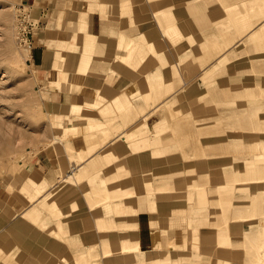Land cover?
Here are the masks:
<instances>
[{"label": "rangeland", "instance_id": "rangeland-1", "mask_svg": "<svg viewBox=\"0 0 264 264\" xmlns=\"http://www.w3.org/2000/svg\"><path fill=\"white\" fill-rule=\"evenodd\" d=\"M131 1L125 0L124 9L127 12L121 13V8L123 7L120 4L122 0H109L107 3L102 2V0H0V264H52L48 261L49 259L53 261L62 255L66 256L68 260L65 264H70L69 261L74 260L71 255H74L77 249H85L89 243L96 244L95 249L97 253L99 252L96 257L98 261L100 260V264H115V262L116 264H120L118 262H123L118 257H115L117 254L103 257L100 251L101 246L99 248V242H101V238L98 232L99 228L96 216L101 214L100 208L104 204L92 202L84 190V188L88 187V183L85 182L93 177H85L82 185L76 182L73 183V180L65 181L63 179L65 174L72 173L80 164L76 163V160L70 155L74 151L75 146H71L70 138L72 134L67 130V126H71L78 121L72 119V116L68 112L77 114L78 112H82L83 109L89 110L94 107L93 102L88 100L92 99L90 96L99 98V95L85 94L83 100L80 99L82 102L71 105L74 99L73 94L75 98L81 96L82 90L80 85L82 83L94 86L99 85L91 84L89 79L85 77V74L78 73L79 71H83L80 68L81 62L88 64L92 56L88 61H80V59L84 55H91L94 51L92 47L88 49L84 48L82 42H77L78 39L74 43L68 42L69 49L74 51L72 52L73 54L65 55L64 60L54 63L55 59L59 57V53L57 51L54 52V69L49 73L43 71L45 68L43 65H38L37 55L34 51L39 46L40 48L45 47L47 48L46 50L52 52L54 46L56 49L58 38L62 36L66 37L71 31L70 29L73 30L75 28L77 31L74 32L75 37H80L86 29L81 30L79 28V19L82 15L85 17L87 13L94 9L108 10L109 12L119 11V14L113 15L121 21V30L124 29L126 34L132 35L134 38L139 37V39H141L140 34H144L146 40L152 41L155 46L154 48L158 52H163V58L159 56L161 57V61L157 57V54L149 52L147 53L148 57L146 60L137 68H130L125 65L120 66V69L123 71L129 68V70L132 69L130 70L132 73L139 75L137 77L140 78L136 77L133 83L137 86L139 85L141 91L148 89L144 81L146 72L144 73L143 71L155 69L161 62L166 61L167 65L165 68H161L163 75L160 77L158 83H162L163 89L170 86L172 88V92H169L168 95L165 94L166 96H164V99L162 98L161 102L163 104L167 100L171 104L166 110L164 107H161L163 105H160L159 108L153 106L150 110L153 115L150 119L147 116L140 129H129L131 126H124L125 130L123 129L122 132L117 133V129L114 130L116 133L111 134L112 138L110 140L120 142L121 146L119 150L121 151H118L119 154L116 153L118 156L115 157L114 162L112 158L106 159L108 161L107 166H113L110 167L109 172H99L100 175L98 174L96 178L102 175L105 177L107 175L112 176L114 175L111 173L113 170L114 173H117L116 176L120 177V181H127L119 185L129 187L132 186V182L128 178V175L131 174V177H133L132 173L134 171L148 173L152 187H154L151 193L145 191L146 185L143 179H133L135 190L137 189L138 197L141 198H139L138 206L141 207V210L147 209L154 212L156 210L155 216L160 227H168L169 225L168 228L170 230H168L170 232L165 233V235L161 234L163 238L168 236L180 241L181 237L185 235L187 241L190 243L178 251L188 253L187 256L191 260H195L193 264H262L261 260L255 261L254 253L256 248H253L254 246L251 248V246L243 245L242 242L245 239L243 238V230L257 227L263 217L257 223L252 225L244 223L239 228L241 230L232 231L237 226L233 225L237 220V214L234 211L239 209V214H242V217L245 218L244 213L248 214L247 212L251 207L250 196L244 194V192H239L241 189H249L248 186H239L238 184L240 181H246V179H234L236 178L234 174L236 171H232V168H229L230 171H222V166L218 164V160H213L218 158L223 159L222 161L224 162H231L233 160L231 166L236 168L238 167L236 164L239 163V159H244V164H247L249 159L252 158L253 161L255 160L254 157L260 156L257 162L259 165L264 164V53H255L259 49L264 50V31L261 32L260 37L254 39L248 38L247 34L242 37H236L237 39L234 43L225 48L220 55H215L213 42L223 45L230 35H234L238 31L237 27H234L231 33L226 32L227 25H232V22H234L233 14L236 8L233 3L239 0H135L138 3L134 0L135 3L133 1L131 3ZM151 1H155V4L153 3L154 10L153 8L151 9L153 5H149ZM165 1V5L161 7L164 4L162 2ZM21 8H24L28 13L25 23L31 29L28 34L31 42L30 46H27V42L20 41L21 31L18 28L20 19L17 12ZM130 17L132 20L134 19L131 26ZM74 19L78 22L76 26L72 25ZM154 20L159 23H156ZM170 20L176 23V27L178 25L179 34L177 38L179 48H176L174 41L168 40V37L161 30ZM68 21H70V24L67 23ZM133 26L135 28L134 31ZM160 35L161 37H159ZM42 36L47 39L46 45L40 44L41 40L39 38ZM192 38L194 43L191 41ZM200 42L203 43L201 44ZM260 44L262 48L259 47ZM99 48V50H102V46ZM182 50L184 53L190 50L189 56L193 55L196 58L190 59L191 57L185 56L186 60L190 61L184 67L180 66L181 61L176 54V52ZM99 52L94 54L93 57L98 58L102 53L101 51ZM168 52H171V55ZM152 55L156 56L155 58L157 59ZM200 61L203 62L201 63ZM172 64H176L177 71ZM151 65L156 66L152 67ZM180 67L184 69L182 70ZM122 70L121 72H123ZM205 70L208 71L202 77L200 74ZM84 71H87V65ZM184 71L189 72V74L194 71L192 73L195 76L194 79L183 81L180 77ZM234 77H240V80L236 78V81H254V83L258 82V85H253V91L251 89L246 90L245 88L238 90L234 86L237 85ZM52 78H57L58 80L55 82L52 81ZM137 79H141L140 81L142 82L138 83ZM191 80H193V83H190L192 82ZM190 84L196 88H192ZM52 87L66 91L67 95L61 99L56 97L50 93ZM244 90H246V93H244ZM239 91L243 92L244 97L241 93H238ZM158 93L159 90H154L151 96ZM95 94H97V91ZM178 97L180 98L177 99ZM238 98H240L241 104L227 103ZM59 100L63 102L61 107ZM75 101H79V99H75ZM60 113L62 116H59ZM95 115L97 117L104 116L98 110ZM69 118L70 120H68ZM156 118L158 119L157 126H151ZM148 124H151L150 127ZM76 127H78L79 131L73 136L85 131L84 128L81 129L82 126ZM243 130H247L245 132L250 133L247 135L248 138L244 137ZM123 132H125V135H131V138L129 137L130 140H122L120 135ZM253 134H257L258 137L250 139V136ZM164 135L168 138L171 136L172 138L170 137L171 139L166 141L164 140ZM151 136L154 137L151 138ZM138 137L142 138L138 139ZM182 137H185L189 141L180 143V138ZM196 138L201 141L198 144L203 146L201 150L204 149L203 152L207 155L203 154L200 157L194 155L182 156L181 150H187L197 144L195 141V143H192ZM152 139H158L155 145H158L156 151L148 150L151 144L154 145ZM58 140L59 142H57ZM205 140L210 141L207 142ZM60 142L61 144H58ZM66 143L72 149H66ZM109 145L110 141L105 146H102V148L100 147L98 151L107 148ZM176 145L182 146L180 148V146ZM198 148L199 146L193 150ZM65 150L72 163L70 161L69 163L67 162L64 156ZM146 152H150L152 156L163 155L164 157L154 159L149 157L148 154H143ZM189 159L191 160L189 161ZM82 162L85 161L83 160ZM194 163L196 164L194 165ZM244 164L241 163L239 165L240 168H244ZM66 166L67 168H65ZM55 168H57L59 179L53 181L52 184H46L47 170L49 172L51 170L54 173L53 169ZM61 172L63 175L60 174ZM167 175H171L172 180L175 182L172 184V187L170 182L167 181ZM175 175L179 176L175 177ZM239 176L246 177V172H242ZM181 178L182 181L180 180ZM196 180H199V183ZM193 181H195L194 188H198L199 186H201L200 188L207 187V203L205 202L203 205L205 210L204 217L200 215V219H204L203 223L200 224L196 221L193 223L191 219L183 220L185 216L189 217V215L196 218L193 216L191 208L197 207L198 196L196 195V198L194 197L191 202H188L190 200L186 197V192L189 190L187 183ZM58 182L59 184L63 183L69 187H66L68 190H73L78 194L77 197H75L76 195L68 197L66 201L68 203L62 207L64 214L66 213L67 215H62L60 219L68 229L60 238H57L52 233V229L56 226V217L51 215L50 212L41 208L42 215L48 218L49 223L48 227H41L38 225L37 220L28 219L22 212H17L14 206L16 201L23 204V209H27L33 204L38 205V199H36L37 201H28L29 193L24 189L26 183L28 187L29 184H37L36 187L39 188L37 190L44 188L43 193L57 188ZM216 186L218 189H216ZM165 190L167 191L163 193ZM180 191L185 194L183 195ZM234 193L235 196H233ZM262 194L259 190L257 199L264 202ZM120 200L117 202L120 203ZM72 203L76 204L73 209ZM176 208H180L181 210L184 208L182 210L184 213L180 209V213H178L179 210ZM214 210L215 212L212 214ZM208 212L210 215H208ZM129 216V214L121 215L114 212L116 220H127ZM172 216L177 218L174 220L175 222L173 221L174 224L170 223V221L165 222ZM181 216L183 218H180ZM212 219H215L218 223H215ZM68 222L70 225L67 224ZM207 222L209 223L207 224ZM143 223L145 224V222ZM188 223H191V226L197 223L199 225L198 230L193 231V228ZM173 225L174 227L172 228ZM186 227L190 228L186 229ZM156 229L157 227L152 229V237ZM210 233L212 234V239L210 238ZM118 234V231L112 232V236H116V238L119 237ZM97 235L99 236L97 237ZM215 236H218V252L215 249ZM227 237H230L232 242L235 243L233 247L234 256L225 253L224 246L228 242ZM163 244L162 248H166L164 247L166 244ZM78 245H81L83 248ZM148 248H151L150 245ZM252 250L253 253H251ZM175 251L177 250L171 249L170 256H178V251ZM244 251L247 253L246 256ZM247 256L254 257L252 259ZM235 258H238L239 261ZM190 259L188 260L190 261Z\"/></svg>", "mask_w": 264, "mask_h": 264}, {"label": "bare ground", "instance_id": "bare-ground-1", "mask_svg": "<svg viewBox=\"0 0 264 264\" xmlns=\"http://www.w3.org/2000/svg\"><path fill=\"white\" fill-rule=\"evenodd\" d=\"M132 1H131V3H132ZM137 1H135V2H137ZM124 2H125V0H122V2L120 4L123 7V8H121L122 9L121 10V13L127 12V10L124 9L125 8L124 7ZM146 3H148V2H146ZM153 3L155 4V1L154 2L151 1V4H149V5H153ZM162 3H164V4L161 5V7L165 5L166 1L165 2H162ZM132 5H135V4H132ZM166 5H168V4H166ZM233 5L236 8L234 10V14H233L234 22H232L233 23L232 25L231 24H228L227 25V31L226 32H230L231 33V31H232V29H234V27H237L238 31H236V33L234 35L233 34L230 35L224 41V44L223 45H220L218 42H213L214 54L215 55H220V53L225 48H228V46H230L232 43H234V41L238 37H242V36H244V35L247 34V37L248 38L254 39V38L260 37L261 36V32L264 31V0H239L237 2H234ZM230 6H231V3H230ZM149 7H151V6H149ZM152 8L154 10V5H153V7H151V9ZM249 9H250L251 14L249 12ZM148 12H149V10H148ZM126 15H128V14H126ZM147 15H148V13H147ZM141 16H142V14H141ZM131 17H130V26L132 25V21H134V19L132 20ZM147 19H149V18H147ZM154 21L156 23H159L160 22L158 19H157V21H159V22H157L156 20H154ZM79 22H80L79 28L81 30L82 29H86V22H85L84 15H82L80 17ZM230 25L232 26L231 29H230ZM134 26H133V28H134ZM156 26H157V24H156ZM149 27H152V26H149ZM177 27H178V25H177ZM177 27H176V23L171 22V20H170V22H167V24L161 30H162V33L165 34L168 37V40L174 41V43L176 44V48H179V46H178V38H177V35L179 34V32H178ZM125 29H126V27H125ZM156 29H157V27H156ZM134 30H135V28L133 29V31ZM124 31L125 30L122 29L118 33V35L116 36L115 44H114L115 45L114 48H117L119 51H122V52H118L117 51L115 55H112L113 53L111 54L112 55L111 58L113 59L112 61H114V62H110V64H112L114 68L117 67V68L120 69V66L121 65H125V66H128L130 68L131 67L137 68V67L141 66V64L143 63V61L146 60V58L148 57L147 53H149V52L150 53L157 54L158 55L157 57H159V56L162 57L163 52H158L157 49L154 48L155 46L152 43V41L146 40V37H145L144 34L141 33L140 34V38L141 39H139V37L138 38L137 37L134 38L132 35L126 34ZM155 31H154V33H155ZM159 37H161V35ZM77 39H76L77 42H82V44L84 45V48H87L88 49V48H91L92 47V50L94 51V53H92L89 56L84 55L80 59V61H83V60L88 61V59L91 56H93L94 54L100 53L99 51L102 52V50H99L100 49L99 47L101 45H103V43L100 42V41L98 43L97 35L96 34H94V33H84L83 34V32H82V35L80 37H77ZM191 41H192V43H194L193 42V38H192ZM259 47L262 48V45L260 44ZM104 49L107 50L106 51V54L111 53L106 47ZM189 52H191V51L189 50V51H186L185 53H184L183 50L182 51H179V52H176V54L179 56V59L181 61V63L179 62L180 63V66H183L184 67L190 61V60L189 61L186 60V58H185V56L186 57L189 56V54H190ZM57 53H59V57H57L55 59L54 63H57L58 61L65 59V52L63 50L62 51H57ZM168 53H170V55H171V52H168ZM255 53H262L263 54L264 53V50L259 49ZM166 54H167V51H166ZM166 54H164V55H166ZM161 57H159L160 58V61H161ZM189 57H191L190 59H193L194 56L192 55V56H189ZM155 59H157V58H155ZM165 62L164 61L161 62V64L158 65V66L155 65L156 66L155 69H151L149 71H143L144 73L146 72L145 75L144 74L143 75H144V81H145V83H146V85L148 87V89L143 90V91L140 90V86L139 85L137 86L136 84L133 83L134 79L137 76H139V75H136V73H132V71H130L132 69L129 70V68L126 67V68H128V70L125 69L123 73L127 75L129 81L131 82L130 84H132V87H131L132 91H130V94H129V96L133 99L132 104L129 105L128 107L124 108V109L122 108L121 111L119 110V112L116 115H114L113 117H110V118L105 119V122L108 124L107 127H99L96 130L97 136H96V138L94 140L92 139L90 141V138L92 137L93 134H88L86 136V139H88V141L86 142V145H84L82 147L75 146L74 151L72 153H70V155L76 160V163H80V164H79V166H78V168L76 170H73L72 171V173H67V174H65L63 176V179L65 181H67V180L68 181L69 180H73L74 181L73 183L76 182V183H79L80 185L83 184V180H84L85 177H89V176L93 177L89 181H86L85 182V183H88V187L87 188H84V190L86 192L85 194H87L88 197L91 198V201L92 202H94V203H100L101 202V203L104 204L103 207L100 208L101 209V214L96 216V222H97L98 228H99V231L98 232H99V235H100V238H101V242H99L100 243L99 248L101 246V248H100L101 250L100 251L103 254V257H109L112 254L113 255L114 254H117V256H115V257H118L119 260H122L123 261V262H118L120 264H122V263L123 264L124 263L125 264H178V263L193 264L195 262V260H191L189 258V256H187L188 253H183L181 251H178L180 248H183L188 243H190V242L187 241V238L185 237V235H183V237H181L182 239L180 241L175 240L173 237H168L167 235H166L167 236L166 238H162L161 237V234H164L165 235V233L170 232L169 231L170 229L168 228L169 225H168V227L167 226H161V227L159 226L158 220H157V218L155 216L156 210H155V212L153 211L154 212V215H151V223H150L151 226H152V229H155L157 227V229L155 231V234L152 237V247H153V249L152 250H148L146 252V250H143L140 247V243H139V240H138L139 237L137 236L138 228L139 227H138V223H137V220H136V216H137L138 211L141 210V207L134 204L135 201H137V203H138L140 197H138L139 194H138V192H136L137 189L135 190L134 180L133 179H136V178L143 179V181H144V183L146 185V190L145 191H147V193H151L154 187H152V182H151V179H150V176H149L148 173H146V172L141 173V172L134 171L132 173V175H133L134 178L131 177V174L128 175V178L132 182V186H129V187H124L126 185H123V186L119 185L120 183L123 184V183H126L127 181H125V180L124 181H120V177L119 176H116L117 173H114L113 170L111 171V173L114 174L112 176L111 175L110 176L107 175L105 177V176L102 175V176H99L98 178H96V176H98L99 172L100 173L102 171H104V172H107L108 171L109 172L110 167L113 166V165L107 166V162L108 161H106V159L107 158H112L113 159V162H114L115 157L118 156L116 153H118V151H121V150H119V147L121 146L120 145V142H115V140H112V141L110 140L112 138L111 134L113 135V134L116 133L114 130L117 129V133L118 132H122L123 131L122 129L124 128V126H126V127L131 126V128H129V129H133V128L140 129L143 126L142 125L144 123L143 121L147 118V116L151 115L150 113L148 114V112L150 111V109H149L150 106H154V107L156 106V108L157 107L159 108L160 105H163L161 107H164V109L166 110V108L171 104V102H167V100L164 101L163 104L161 103L162 100L164 99V96H166L165 94L168 95L169 92L170 93L172 92L171 86L169 88L163 89V87L161 86L162 83H160V82H159L160 84L158 83V81L160 80V77L163 75L161 68L162 67L165 68V66L167 65ZM170 62H172V61H170ZM86 65H87L86 63L81 62V67L80 68L83 71H79L78 73H83L84 74V72H85L84 70H86ZM172 65H174V64H172ZM151 66L152 67H155L153 65H151ZM174 66H175L174 68L177 71L176 64ZM180 69H182V68L180 67ZM169 70H170V68H169ZM178 70H179V68H178ZM182 70H181V72H182ZM194 71L192 73H194ZM207 71L208 70L203 71L200 75L202 77H204L205 74L207 73ZM192 73L189 74V72L187 73V72L184 71L183 74H181V77L180 78L183 81H188L190 79H194L195 76ZM236 78L234 77V79H235L234 81H235V83H237V85H234V86L238 90H240V88H245L246 90L247 89L248 90L251 89V91H253V89H252L253 85H255V84L258 85V82H255L254 83V81H251V82H245L244 80H243L244 82L238 81V80H240L239 79L240 77L237 78L238 80L236 81ZM87 79H89V81L91 82V84H95V85L99 84V79L96 76L95 77H92L91 76L90 78H87ZM137 80H138L137 81L138 83H141L142 82V81H140L141 79H137ZM248 80H250V79H248ZM191 81L192 82H190V83H193V80H191ZM194 83H195V81H194ZM190 86H192V85L190 84ZM192 88H194V87L192 86ZM154 90H159V93L156 94V95H154V96H151V93ZM246 90H244L245 91L244 93H246ZM96 91L97 90H95V91L94 90L93 91L92 90H87L85 92V94H88V95H97V94H95ZM234 91H233V93H234ZM235 93L237 94V92H235ZM238 93H241V92L239 91ZM181 95H182V93H181ZM243 95L244 94H242V96ZM179 98L180 97H178L177 99H179ZM241 99H243V98H241ZM108 102H109V100H108ZM240 102H241L240 101V98H238V99L229 101L227 103L228 104H231V103H233V104H241ZM105 109H106V107H105ZM96 112H97V110L94 109V108L89 109V110L88 109H83L82 112H78L77 114H74L73 116H74V118H78V119L86 118V123H85L84 126L81 127V129L84 128L85 131H88L87 129H88V124L89 123H95V122L99 121V118L95 115ZM105 117H107V116H105ZM68 120H70V118ZM177 125H179V124H177ZM67 130L72 134V136L75 135V134H77L78 131H79L78 130V127H76L75 125L67 126ZM245 131H247V130H243L244 137L245 138L246 137L248 138L247 135H249L250 133H247ZM125 132H127V131H125ZM125 132H123L124 134L122 133L120 135V137L122 138L123 141H127L128 139L130 140L131 135H128V134L125 135ZM250 132H252V131H250ZM152 137H154V136H151V138ZM170 137L168 138L167 136L164 135V140L167 141V140H169V139L172 138V137L171 138ZM257 137H258L257 134H253V135L250 136V139L257 138ZM140 138H142V137H138V139H140ZM180 140H181L180 143H185V142L189 141L185 137L180 138ZM108 141H110V145L107 148L102 149L100 152H97V150L100 147L102 148V146H105V144L108 143ZM139 141L140 142H143L141 140H139ZM152 141H153L152 143H154V145L151 144V147H149L148 150H150V151L151 150L152 151L155 150L156 151L158 149V145L157 146H155V145L158 142V139H154V140L152 139ZM194 141L197 144L193 145L192 147H190L187 150L186 149L185 150L184 149L181 150L182 156L187 157L188 155H190V156H193L194 155L196 157H200V155L203 156V154H205V152H203L204 149L201 150L203 146L202 145L200 146L198 144V142L201 143V141L198 138L194 139L192 141V143H195ZM205 141L208 142L210 140H205ZM57 142H59V140ZM144 143H145V141H144ZM146 143H147V141H146ZM58 144H61V142L58 143ZM142 145H144V144H142ZM71 146L74 147V145H72V143H71ZM176 146H180V148H181L182 145H176ZM197 146H199V148L193 150ZM65 147H66V149H69V148L72 149V147L68 146L67 143H66ZM65 147H63V148H65ZM130 153H132V152L130 151ZM143 154H148L149 157L154 158V159H160L163 156V155H155V156L153 155L152 156L150 152H146V153H143ZM205 155H207V154H205ZM247 157H249V156H247ZM259 157L260 156H257L256 158L254 157L255 160H253V161H252V158L249 159V162L247 164L246 163L244 164V159H239V163L236 164V165H238V167H236V168H233L231 166L233 160L231 162H224V161H222L223 159L217 157L218 159L213 160V161H217L218 160V164H221V166H222V171H230L229 168H232V171H236V172H234V174L236 176V178H234V179H237V180H241L242 178L243 179H246V181H240L238 184H239V186H248L249 189H241V190H239V192L240 193H243L244 192V194L250 196L251 207H250V209L247 212L248 214H245L244 213V217L245 218L242 217V214H239V212H238V211H240L239 209H237V210L234 211V213L237 214V216H236L237 217L236 218L237 220L236 221H239V222H236L235 221V223H233V225H237V226H235V228H233L232 231H235V230L238 231V229L241 226H243L244 223H248L250 225H252L254 223H257V221H260L262 219L261 217H263V219L261 220L260 224L257 227L254 226L255 228H253V229L250 227L251 229H249V230H245V229L243 230V233H244V237L243 238H245V239L242 242V244L243 245L251 246V248L254 246L253 248H256L255 249V253H254L255 254L254 255L255 257L253 256L256 259L255 261L257 262V261L261 260V263L264 264V204H263L264 202L260 201V199L259 200L257 199V197L259 196V190L263 193L262 194V197H264V192H263L264 191V164H262V165H259L258 164L257 159ZM83 160L85 162H82ZM190 160L191 159H189V161ZM229 163H230V165H229ZM241 163L244 164V168H240L239 165ZM195 164L196 163H194V165ZM66 165H67V163H66ZM67 166L65 168H67ZM181 167H182V165H181ZM195 168H196V166H195ZM62 169H64V167H62ZM62 169H61V171H63ZM199 170H200V168H199ZM144 171H147V170H144ZM198 172H200V171H198ZM242 172H246V177H240L239 176V175H241ZM60 174H62V172ZM202 175H204V174H202ZM178 176L175 175V177H178ZM166 177H168L167 181L170 182L171 187H172V184L175 183L172 180V176L171 175H167ZM180 180L182 181V178ZM180 180H179V182H180ZM196 181H198V183H199V180H196ZM131 182H129V183H131ZM194 182L195 181L187 183L189 185V187H188L189 190L186 192V197L188 198V200H190L188 202H191L196 195L198 196V201H197L198 203L196 204L197 207L196 208H193V209L191 208V212L193 213V216H195L196 218L192 217V215L191 216L189 215V217L185 216L183 220L185 221V220L191 219V221L193 223H194V221H196V222H198V224H200V223H203V219H204V218H201L200 219V215H203V217H204L205 210H204L203 205L205 204V202L207 203V200H206V198H207V187L200 188L201 186H199L198 188H194V186H195ZM58 184H59V182H58ZM69 185H70V183H69ZM89 185H90V187H89ZM56 187H57V185H56ZM66 187H68V186H66L63 183H61L55 189H52L51 188L52 190H49V191H47V189H46L47 192H43L42 193V190H36V192L33 193V192L30 191L31 193L29 192L30 195L27 198L28 201L31 202V201H35L36 199H38V205L33 204L29 208L23 209L24 208L23 204L21 202L16 201L14 203V206L16 207L15 209H16L17 212H22L30 220H37L38 223H39L38 225H40L41 227H48V224H49L48 223V218L47 217H44L42 215L41 208L47 210V212H50L51 215H54L56 217L55 218V224H56V226L52 229V233L57 238L58 237L60 238L64 233H66V231L68 229L65 226V224L63 223V221L60 219V217H62V215L64 216L66 214V213L64 214V210L62 209V207L68 203V202H66L68 200V197L75 196V195H76L75 197H77V195H78L73 190H68L69 187L68 188H66ZM236 187H238V186H236ZM253 187L254 188H257L258 190L257 189L256 190H251V189H254ZM188 188H186V189H188ZM216 189H218L217 186H216ZM37 191H41V194L38 195L37 194L38 193ZM166 191L167 190H165L163 193H165ZM180 192H182V191H180ZM173 193H172V196H173ZM182 193H180V194H182ZM79 194L81 195V193H79ZM184 194L185 193H183V195ZM136 196H137V198H136ZM233 196H235V193H234ZM119 199H121L120 200V203L117 202ZM75 205L76 204L72 203V206H73L72 209L75 208ZM25 206H27V205H25ZM179 209H177V210H179ZM183 209L184 208H182V210ZM171 210H173V209H171ZM180 210H179L178 213H180ZM149 211H151V210H149ZM114 212L117 213V214H121V215H128L129 214L130 216L127 218V220H119V219L116 220V218L114 217ZM214 212H215V210L212 211V214H214ZM158 215H160V214H158ZM208 215H210L209 212H208ZM52 218H54V217H52ZM180 218H183V217L181 216ZM207 218H208V216H207ZM155 219H156V222H155ZM175 219H177V218H175V217L172 216V217H170V219H168V221L166 220L165 222H169L170 221V223L172 222L174 224V222H175L174 220ZM212 220H214L215 223L217 222L215 219H212ZM204 221H206V220H204ZM180 222H177V223H180ZM208 223L209 222H207V224ZM67 224H69V222ZM183 224H185V223H183ZM188 224L191 226V223H188ZM198 224L195 223L193 226H191L193 228V231H197L198 230V228H199V225ZM208 226H210V225H208ZM173 227H174V225L172 226V228ZM189 228L190 227H188V228L186 227V229H189ZM248 228H249V225H248ZM239 230H241V229H239ZM116 231L119 232V234H118L119 237L117 236L118 238H116V236H112V232H116ZM186 231H188V230H186ZM208 231H209V229H208ZM16 232H18V231H16ZM5 233H7V232L5 231ZM212 233H214V232H212ZM19 235H20V233H19ZM99 235H97V237ZM209 235H210V238H211L212 237L211 236L212 234L210 233ZM194 236H195V234H194ZM215 238H216V240H215L216 241L215 242V249L218 252V248H217V246L219 244L218 243V240H217L218 239V236H215ZM227 239H228V242L224 246L225 247V253H229L231 256H234L233 254H235V253L233 251V249H234L233 247H234V244L235 243L232 242V240H231L230 237H227ZM70 240H71V238H70ZM198 241H199V239H198ZM163 243L166 244L164 246L166 248H162L163 245H164ZM81 245H78V246H81ZM193 245H195V244L193 243ZM95 246H96V244L89 243V245L85 249H81V250L80 249H77V251L74 253V255H71V256H73L74 260H72L71 262L69 261V263L70 264H100L99 263L100 260L98 261L97 260V257H96L99 252L97 253V251L95 249ZM169 247H171V248H169ZM63 248H65V247H63ZM75 248H76V246H75ZM243 248H245V247H243ZM94 249H95V251H94ZM171 249H176L178 251L179 255L178 256L175 255L176 257L170 256ZM97 250H98V248H97ZM177 251H175V252H177ZM244 253H245V256H246L247 253L245 251H244ZM248 253H250V252H248ZM251 253H253V250L251 251ZM248 255H251V254H248ZM245 256L243 255V257H245ZM247 257L249 258L251 256H247ZM253 257H251V258L253 259ZM130 259H131V261H129ZM188 259H190V261ZM252 259H250V260H252ZM236 260L239 261L238 258ZM48 261L50 263H52V264H65L66 262H68L66 256H64V255H62L60 258L54 259L53 261L50 260V259ZM102 261H103V259H102ZM116 261H118V260H116ZM255 261H253V262H255ZM105 262H107V261L105 260ZM115 264H116V262H115Z\"/></svg>", "mask_w": 264, "mask_h": 264}, {"label": "crops", "instance_id": "crops-1", "mask_svg": "<svg viewBox=\"0 0 264 264\" xmlns=\"http://www.w3.org/2000/svg\"><path fill=\"white\" fill-rule=\"evenodd\" d=\"M102 2L107 3V2H109V0H102ZM119 13H120L119 11L109 12L108 10L102 11L99 9H94L85 15L86 30H84L83 33H94V34H96L98 42L99 41L102 42L103 45H101L102 46V53L99 55L98 58L93 57V56L91 57V59L89 60V63L87 64V71L84 74H85V77H87V78H90L91 76L92 77L96 76L99 79V85L94 86V85H90V84L87 85V84L82 83L80 85V88L82 90L81 96H77L75 98V95L73 94L74 99L72 100L71 105L73 103L82 102L83 97L85 96V92L87 90H92V91L97 90V95H99L98 96L99 98L90 96V98H92V99H88V100L92 101L94 104L93 108L100 111L104 116H98L99 121H97L95 123H89L88 124V129H89L88 131H84V132H82L76 136H72L70 138L71 143H73V145L77 146V147H82V146L86 145V142L88 141V139H86V136L88 134H93L92 137L90 138V141L92 139L94 140L97 136L96 130L99 127H107L108 124L105 122V119L113 117L114 115H116L119 112V110L121 111L122 108L124 109V108L128 107L133 102V99L129 96L130 91H132V89H131L132 84H130L131 82L129 81L128 77H126V75H124V73H123L124 71L121 72V69H118L117 67L114 68L113 65L110 64V62H114V61H112L113 59L110 57L112 55H115L117 51L120 52L117 48H114L116 36L121 31L120 20L118 17H115L114 15L119 14ZM67 23L70 24V21H68ZM77 23L78 22L75 21V19H74L72 25L76 26ZM70 30L71 31L68 33V35H66V37L62 36L61 38H58V40L56 42V49L54 46V50H52V52L46 50L47 48H45V47L40 48L38 46L34 49V51L36 52V55H37L38 65H43L45 67L43 69V71L45 73H49L54 69V67H53V61L55 59V53L54 52L63 50L65 52L66 56L73 54L72 52H74V51L69 49V47H68L69 43L68 42H72V43L76 42L77 38L74 35V32L76 30H75V28L73 30L72 29H70ZM39 40H41L40 44L46 45V43H47L46 37L42 36L39 38ZM105 47L111 53L106 54L107 50L104 49ZM109 55H111V56H109ZM54 72H56V71H54ZM59 75H61V74L59 73ZM138 78H140V77H138ZM56 80H58V79L52 78V81L56 82ZM48 81H49V79H48ZM51 89L52 90L50 93H52L56 97H59L60 99L67 95V92L63 91L62 89H58V88H54V87H52ZM75 99H77V100L79 99V101H75ZM80 99H82V100H80ZM108 100H109V102H108ZM59 102H60V107H61L63 102L61 100H59ZM71 105H70V107H71ZM105 107H106V109H105ZM152 107L153 106H150L149 109L151 110ZM69 110H70V108H69ZM68 113H70V115L72 116V119L78 121V122L73 123L72 125H75V126H84L85 125L86 118H83V119L74 118L73 112L72 113L68 112ZM148 113L151 114V111H149ZM152 115H153V113L151 115H149V119ZM59 116H62V114L60 113ZM105 116H107V117H105ZM155 121L152 123V125L148 124L149 127H150V125L151 126H153V125L157 126L156 124H157L158 119L156 118ZM90 127H92V128L90 129ZM98 150H97V152H100ZM64 156H65L68 163H69V161L72 163V161L70 159H68L69 155L67 154L66 150H65ZM53 172L54 173H52L51 170H50V172H49V170H47V175H46L47 181H45L46 184L47 183L52 184L53 181H56V179H59L57 168L53 169ZM50 180H52V181H50ZM36 185L37 184H29V187H30L29 188L28 184L26 183V185H24L25 186L24 189H26L28 193L30 191L34 193V192H36L37 189H39L36 187ZM43 189L44 188H42V191H43ZM40 192L41 191H39L37 194L39 195ZM30 193H29V195H30ZM134 204L138 205L137 201H135ZM149 213H150V215H149ZM151 215H154L153 211H149L147 209H142V210L138 211L137 216H136V220H137L138 227H139L138 233H137V236L139 237L138 240L140 243V247L143 250H146V252L148 250H151V248L153 249V247H152V233H151L152 227L150 225ZM143 222H145V224ZM161 237L163 238V235ZM149 245L151 248H148Z\"/></svg>", "mask_w": 264, "mask_h": 264}, {"label": "built area", "instance_id": "built-area-1", "mask_svg": "<svg viewBox=\"0 0 264 264\" xmlns=\"http://www.w3.org/2000/svg\"><path fill=\"white\" fill-rule=\"evenodd\" d=\"M17 15L19 16V31L20 32V41L23 40V42H27V46H30V40L28 38V34L30 33L31 29L30 26H27V24L25 23L26 18L28 16V13L26 12V10L24 8L19 9V11L17 12Z\"/></svg>", "mask_w": 264, "mask_h": 264}]
</instances>
